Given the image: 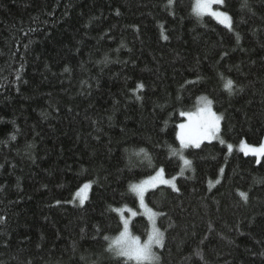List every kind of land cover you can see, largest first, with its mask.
<instances>
[{"label": "trees", "instance_id": "obj_1", "mask_svg": "<svg viewBox=\"0 0 264 264\" xmlns=\"http://www.w3.org/2000/svg\"><path fill=\"white\" fill-rule=\"evenodd\" d=\"M193 5L0 0V264H135L108 250L113 209L138 212L131 184L180 173V113L201 96L219 141L182 149L176 189L146 193L161 214L156 264H264V156L227 150L264 143V0L215 5L231 28ZM140 148L151 163H130ZM130 231L145 240L146 219Z\"/></svg>", "mask_w": 264, "mask_h": 264}, {"label": "snow or ice", "instance_id": "obj_2", "mask_svg": "<svg viewBox=\"0 0 264 264\" xmlns=\"http://www.w3.org/2000/svg\"><path fill=\"white\" fill-rule=\"evenodd\" d=\"M172 3V0H169V4ZM223 0H195L193 7V12L197 16L208 15L216 18L221 24H224L226 27L231 28V17L222 11H214L213 5L222 4ZM67 70V69H66ZM233 81L227 80L224 87L231 93ZM139 88H142L143 85H138ZM202 101V106L198 108L195 114L191 112H181L180 115L187 116L189 123L179 125L181 129L178 134V139L180 142L181 150L192 145L199 147L203 139L215 138L219 131V122L221 117L212 110V101L206 97H200ZM14 138V137H13ZM221 144L225 142L220 141ZM228 150L232 149V145H227ZM181 150L171 149L173 155H179L180 160L183 162L185 167H191V161L186 159ZM254 154L264 155V144L257 147H252L247 149ZM127 151V150H126ZM135 157L141 162L143 160H148L151 163V157L144 148L139 150H134L130 153L129 160L132 163V158ZM183 168L181 171L183 172ZM175 177L172 179H165L164 169L160 168L156 171L155 175L148 177L147 179L131 184L130 191L134 193L138 199L140 206L145 209V214H147L149 220H152L153 217L161 215L160 213L153 212L151 208H148L144 203L145 193L150 187H156L158 184H165L175 187L174 185ZM90 185L88 183L84 184L83 187L77 192V196L80 197L81 203H83L86 198L83 193L88 189ZM240 195L246 199L247 196L245 193H240ZM128 211L131 216H136L137 213L131 209H124ZM113 211L120 212V209H113ZM121 223L123 224V230L120 231L119 235L114 238L105 237V240L109 241L108 250L114 253L118 257H123L126 261H134L135 264H156L159 257L156 255L154 248L163 246V233L156 227H153L151 232L147 234L145 240H141V237L138 235L132 234L129 228V220L125 217H121Z\"/></svg>", "mask_w": 264, "mask_h": 264}, {"label": "rangeland", "instance_id": "obj_3", "mask_svg": "<svg viewBox=\"0 0 264 264\" xmlns=\"http://www.w3.org/2000/svg\"><path fill=\"white\" fill-rule=\"evenodd\" d=\"M193 3L195 4V0H193ZM215 5H218V4H215ZM215 5L212 6L214 11H216V10L214 9V6H215ZM193 7H194V5H193ZM193 13H194V12H193ZM194 15L197 16L195 13H194ZM203 16H208V15H203ZM203 16H199V17H203ZM209 17H211V16H209ZM211 18H212L213 20H215L217 23H219L221 26H223V27H225V28H228V27H226L224 24H221L216 18H214V17H211ZM201 97H204V96H201ZM201 106H202V101L200 100V97H199L198 100H197L196 108H195V110H194L193 112H191V113L195 114V113L197 112L198 108H200ZM184 117H185V121L183 122V124H188V123H189L188 117H187L186 115H185ZM220 121H221V119H220ZM180 131H181V129H180L179 126H178V128H177V137H178V134L180 133ZM219 132H220V122H219V131H218L216 137H215V138H210V139H203L202 142L200 143V146H201L202 144H204V143H211V142L219 141ZM177 139H178V138H177ZM178 141H179V139H178ZM179 143H180V142H179ZM263 144H264V143H263ZM200 146H199V147H200ZM258 147H259V146H258ZM258 147H257V148H258ZM187 148H198V147H195V146L190 145V146H188ZM250 148H252V146L246 145L245 143H240V144L237 145V146H232V149H231L230 151L228 150V148H227V150H228V153H234V152H235V153H240V154L245 155V156H252V157H255L257 160H259L261 157L264 156V155L254 154V153H252L251 151L247 150V149H250ZM176 156H177L178 159L180 160L179 155H176ZM180 162H181V169L183 168L184 170H183V172L180 171V173L175 177V180H174V185H175V187H172V186H170V185H165V184H158L156 187H150V188L148 189L147 192H149V191H151V190H153V189H156V188H158V187H168V188H171V189H176V178H177L178 176L183 175L184 173H186L188 170L191 169L190 167H185V166L183 165V162H182L181 160H180ZM165 179H167V178H165ZM170 179H172V178H170ZM144 180H145V179H144ZM142 181H143V180H142ZM140 182H141V181H140ZM137 183H139V182H137ZM134 184H135V183H134ZM82 187H83V186H82ZM82 187H81V188H82ZM89 189H90V187H89L88 189H86V190L84 191V193H83V195L86 197V198L84 199L83 203L86 201V199H87V197H88ZM79 191H80V190H79ZM79 191H78V192H79ZM147 192H146V193H147ZM146 193H145V195H146ZM133 194H134V193H133ZM134 196L136 197V200H137V204H138V212L135 211V210H133V209H131V210H132V211H135V212L137 213L136 216L140 215V216H142V217H144V218L146 219V221H147V223H148V233H149V232H151V230H152L153 227H156V228H157V226H156V216L153 217L152 220H149L147 214H145V209L142 208V207L140 206V203H139V199H138V197H137L135 194H134ZM76 200H77V202H78V205H82V204H83V203H81L80 197L77 196V195H76ZM144 203H145V196H144ZM125 208L130 209V208H128V207H123L122 209H120L121 211L118 212V214H119L120 220H121V216L125 217V216H124V213L127 214V217H125V218H127V219L129 220V228H130V223H131V221H132L136 216H134V217L131 216V214H130L128 211H125V210H124ZM121 224H122V223H121ZM122 230H123V224H122ZM122 230H121V231H122ZM156 248H159V247H155V248H154V251H155ZM113 254H114V253H113ZM114 255H115V254H114ZM115 256H116V255H115ZM117 257H118V256H117ZM121 258H123V257H121ZM124 259H125V258H124ZM131 262L135 263L134 261H131Z\"/></svg>", "mask_w": 264, "mask_h": 264}]
</instances>
